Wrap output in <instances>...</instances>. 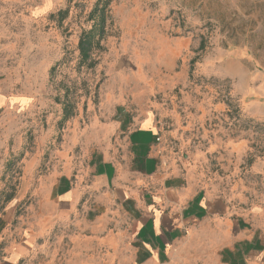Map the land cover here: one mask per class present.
Segmentation results:
<instances>
[{
  "label": "rangeland",
  "instance_id": "1",
  "mask_svg": "<svg viewBox=\"0 0 264 264\" xmlns=\"http://www.w3.org/2000/svg\"><path fill=\"white\" fill-rule=\"evenodd\" d=\"M97 1L0 2V92L10 101L12 130L0 194L19 193L25 178L32 188L36 176L53 172L73 182L89 178L93 152L110 149L99 137L117 111L147 121L164 158L214 190H234L241 180L253 197L263 192L264 0H110L90 69L78 42ZM72 104L74 116L62 122ZM111 146L124 145L115 136ZM32 196L22 203L23 232L20 221L0 219L9 247L27 245L23 264L109 263L98 237L84 247V213L60 219L41 238ZM25 231L33 234L27 244Z\"/></svg>",
  "mask_w": 264,
  "mask_h": 264
},
{
  "label": "crops",
  "instance_id": "2",
  "mask_svg": "<svg viewBox=\"0 0 264 264\" xmlns=\"http://www.w3.org/2000/svg\"><path fill=\"white\" fill-rule=\"evenodd\" d=\"M10 109L0 92V172L12 152ZM102 130L99 140L110 149L93 152L89 178L85 173L73 182L53 172L36 176L32 188L27 178L20 180L19 193L0 194V219L20 221L23 232L29 219L22 203L33 193L39 232L84 213L89 236L84 247L93 248L92 235L98 237V247L109 252L108 264H264V190L253 197L249 183L241 180L231 185L234 190H214L215 183L164 158L153 126L122 111ZM115 136L123 147L111 146ZM258 167L264 188V163ZM5 232L0 227L3 264H23L27 245L9 247ZM32 235L25 231L22 243Z\"/></svg>",
  "mask_w": 264,
  "mask_h": 264
},
{
  "label": "trees",
  "instance_id": "3",
  "mask_svg": "<svg viewBox=\"0 0 264 264\" xmlns=\"http://www.w3.org/2000/svg\"><path fill=\"white\" fill-rule=\"evenodd\" d=\"M110 0H98L92 9L89 20L93 23L92 27L88 31H84L78 42V51L82 64H86L88 68L92 69L95 67V62L92 59L95 50L101 48V42L105 36V26L107 21V8ZM66 12H59L60 16H63ZM64 16L62 17V20ZM54 69L52 70V72ZM75 106L72 104L71 107L64 106L63 108V120L62 122L68 121L74 116Z\"/></svg>",
  "mask_w": 264,
  "mask_h": 264
}]
</instances>
